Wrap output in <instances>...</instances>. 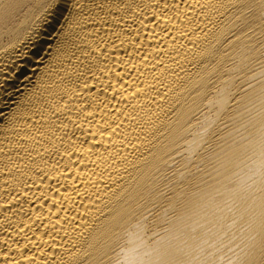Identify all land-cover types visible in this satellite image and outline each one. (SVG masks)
<instances>
[{"label": "bare ground", "instance_id": "bare-ground-1", "mask_svg": "<svg viewBox=\"0 0 264 264\" xmlns=\"http://www.w3.org/2000/svg\"><path fill=\"white\" fill-rule=\"evenodd\" d=\"M0 264H264V0H0Z\"/></svg>", "mask_w": 264, "mask_h": 264}]
</instances>
